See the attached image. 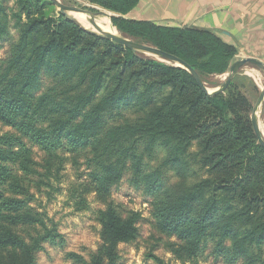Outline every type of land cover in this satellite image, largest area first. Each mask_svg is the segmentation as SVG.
Listing matches in <instances>:
<instances>
[{"label": "trees", "instance_id": "16d2710c", "mask_svg": "<svg viewBox=\"0 0 264 264\" xmlns=\"http://www.w3.org/2000/svg\"><path fill=\"white\" fill-rule=\"evenodd\" d=\"M87 1L113 12L122 34L186 61L205 84L238 54L205 28L125 17L139 0ZM2 41L0 120L15 132L0 134V264H37L45 243L64 244L34 206L33 189L55 190L72 157L86 166L66 191L75 211L92 210L91 193L129 174L152 198L158 229L175 235L189 258L210 251L229 264H264V147L237 76L208 94L187 69L87 30L51 0H0ZM94 212L103 245L89 261L69 256L117 264L119 243L138 235L139 214L112 205ZM25 227L34 231L28 237L15 231Z\"/></svg>", "mask_w": 264, "mask_h": 264}, {"label": "rangeland", "instance_id": "374dc122", "mask_svg": "<svg viewBox=\"0 0 264 264\" xmlns=\"http://www.w3.org/2000/svg\"><path fill=\"white\" fill-rule=\"evenodd\" d=\"M61 1L68 5L82 7L98 13L105 11V9L87 0ZM12 4L13 1H11ZM105 12H108V10ZM108 14L110 15V11ZM69 16L79 22L73 13ZM86 29L97 32L92 28ZM12 33L13 38H16L17 31L15 28H12ZM8 49L9 43L0 42V65L8 56ZM145 55L162 61L158 57L149 54ZM245 68L247 70H243ZM253 68L259 72L261 78L250 70ZM243 69L237 75L236 81L244 85V91L251 100L253 109L261 89H264V70L252 64L245 66ZM227 77L228 71L222 75L209 76L206 85L210 91H213L226 81ZM47 85L48 82L45 83V86ZM261 123L264 127V107L261 112ZM8 132L13 133L15 131L0 120V134ZM44 157V153L35 146L34 158L40 166L43 164ZM75 159L79 160L78 163H76ZM85 168L83 157H72L66 163L64 170L61 171V179L54 181L55 190L43 188L40 192L33 189L37 198L34 206L40 212L47 213L48 219L57 226V230L64 238L63 245L45 243L44 248L36 253L37 264H81L71 258L69 256L70 253H76L88 261L91 260V257L104 243L102 240V225L96 219L94 211L106 208L108 205L115 206L123 215L130 211L139 214L137 222L138 235L131 242L119 243L117 247L119 255L117 264H229L222 258L213 255L210 251H206L199 259L189 258L182 249V243L175 235L163 233L158 229L152 213V198L146 195L142 189H138L130 183L131 176L129 174L112 184L107 193H91L88 199L92 210L75 211L71 206V202H67L66 191L69 186L78 180L79 173L84 172ZM40 171H43V169L40 168ZM57 189L60 190L56 191ZM49 191L51 193H48ZM2 224L0 223V225ZM15 231L26 237H28L27 233L34 232L28 227L15 229ZM3 255L6 256V253L0 254V257Z\"/></svg>", "mask_w": 264, "mask_h": 264}, {"label": "crops", "instance_id": "0c3cea01", "mask_svg": "<svg viewBox=\"0 0 264 264\" xmlns=\"http://www.w3.org/2000/svg\"><path fill=\"white\" fill-rule=\"evenodd\" d=\"M125 17L205 28L234 45L237 58L264 63V0H139ZM250 70L261 78L256 69Z\"/></svg>", "mask_w": 264, "mask_h": 264}, {"label": "water", "instance_id": "95a60500", "mask_svg": "<svg viewBox=\"0 0 264 264\" xmlns=\"http://www.w3.org/2000/svg\"><path fill=\"white\" fill-rule=\"evenodd\" d=\"M51 1L57 6L59 11L65 15H70L71 13H84V14L89 15V22L93 25L94 29L98 33L106 37L126 47L136 50L138 52L158 57L162 61H165L172 65L180 66V67L187 69L193 75V77L197 80V82L200 84L203 90L211 95H216V94H220L224 92L227 89V87L230 85L232 80L247 65L252 64L264 70V63L254 57H247V58H237L236 57L229 66L228 77L226 81H224L217 89L210 91L207 85L204 83L200 74L186 61L177 57L176 55L169 53L150 43L136 42L132 40L131 38L127 37L126 35L122 34L119 30H118V33L116 34L103 30L96 20V17L98 16V14H100L98 12L84 9L82 7H78L74 5H68V4L63 3L61 0H51ZM113 15L114 13L110 12L109 16L111 19ZM263 107H264V89L262 88L259 94V97L253 107L252 113H251V122H252L254 131H255V134L257 136L259 143L264 147V131L261 127V112L263 110Z\"/></svg>", "mask_w": 264, "mask_h": 264}, {"label": "bare ground", "instance_id": "6f19581e", "mask_svg": "<svg viewBox=\"0 0 264 264\" xmlns=\"http://www.w3.org/2000/svg\"><path fill=\"white\" fill-rule=\"evenodd\" d=\"M101 12V11H100ZM73 15H76L79 22L85 27V28H92L94 29L93 25L89 22V15L84 13H73ZM111 19V18H110ZM108 17L102 14V12L96 17L97 22L101 26V28L105 31H109L112 33H118V29L113 25V22ZM261 127L264 131L263 124L261 123Z\"/></svg>", "mask_w": 264, "mask_h": 264}]
</instances>
